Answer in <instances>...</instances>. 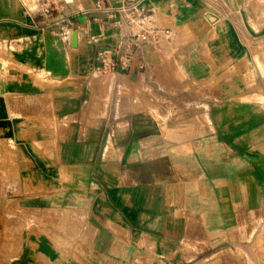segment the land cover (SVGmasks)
Listing matches in <instances>:
<instances>
[{
    "label": "crops",
    "instance_id": "crops-1",
    "mask_svg": "<svg viewBox=\"0 0 264 264\" xmlns=\"http://www.w3.org/2000/svg\"><path fill=\"white\" fill-rule=\"evenodd\" d=\"M0 264H264V0H0Z\"/></svg>",
    "mask_w": 264,
    "mask_h": 264
},
{
    "label": "built area",
    "instance_id": "built-area-1",
    "mask_svg": "<svg viewBox=\"0 0 264 264\" xmlns=\"http://www.w3.org/2000/svg\"><path fill=\"white\" fill-rule=\"evenodd\" d=\"M125 13V21L131 27L129 34V44L132 48H128L121 56H116L109 50H101L97 53V61L102 74L116 68L124 69L129 66L131 57L135 52L147 41L158 42L163 36H167L170 32L167 29L158 28L153 24L151 13L136 5H128L120 8L117 12Z\"/></svg>",
    "mask_w": 264,
    "mask_h": 264
},
{
    "label": "rangeland",
    "instance_id": "rangeland-1",
    "mask_svg": "<svg viewBox=\"0 0 264 264\" xmlns=\"http://www.w3.org/2000/svg\"><path fill=\"white\" fill-rule=\"evenodd\" d=\"M102 75H104V74H102ZM103 84H105V82H103ZM101 87H102V85H101Z\"/></svg>",
    "mask_w": 264,
    "mask_h": 264
}]
</instances>
